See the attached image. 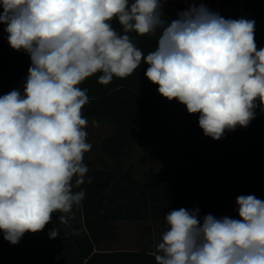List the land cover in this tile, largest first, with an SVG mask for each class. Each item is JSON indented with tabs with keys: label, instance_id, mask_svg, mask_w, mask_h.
<instances>
[{
	"label": "clouds",
	"instance_id": "clouds-1",
	"mask_svg": "<svg viewBox=\"0 0 264 264\" xmlns=\"http://www.w3.org/2000/svg\"><path fill=\"white\" fill-rule=\"evenodd\" d=\"M167 2L0 0L9 46L31 60L23 91L0 96V231L9 243L44 230L57 212L67 224L84 200L74 188L85 183L92 145L82 112L90 98L80 85L93 75L106 86L147 64L144 75L158 93L199 114L214 140L249 126L258 107L264 112V48L257 49L255 21L225 19L193 2L169 22ZM131 33L156 37L157 46L145 55ZM236 204L239 218L168 211L155 264H264V200L241 195Z\"/></svg>",
	"mask_w": 264,
	"mask_h": 264
},
{
	"label": "trees",
	"instance_id": "trees-1",
	"mask_svg": "<svg viewBox=\"0 0 264 264\" xmlns=\"http://www.w3.org/2000/svg\"><path fill=\"white\" fill-rule=\"evenodd\" d=\"M188 0H168L163 5L164 18H177L187 10ZM244 7L264 15V0H245ZM237 18L240 12H237ZM113 26L122 31L115 19ZM147 55L157 46L156 37L130 34ZM257 49L264 48V28L255 29ZM30 56L13 50L0 41V96L11 91L23 73H28ZM141 64L127 78H114L108 85L98 83L99 74L86 79L80 87L88 89L90 103L82 109L89 121H107L113 132L102 141V148L114 163L103 161L102 168L84 159L89 171L81 203L83 222L76 223L68 214L71 231L55 239L48 235L61 213L52 215L44 230L25 233L18 244H11L0 231V264H155L152 251L139 249L100 250L101 241L117 236L121 219L145 220L164 217L172 209L198 208L219 218L221 208L238 215L236 199L255 195L264 200V112L258 107L249 126L226 131L223 138L205 136L199 126V114H189L184 107L186 167L172 171L149 168L143 180L135 175L133 165L126 167L136 141L153 135V119H161L178 103L163 98L144 75ZM171 143L166 147L171 151ZM91 178V183H88ZM64 224V223H63Z\"/></svg>",
	"mask_w": 264,
	"mask_h": 264
},
{
	"label": "rangeland",
	"instance_id": "rangeland-1",
	"mask_svg": "<svg viewBox=\"0 0 264 264\" xmlns=\"http://www.w3.org/2000/svg\"><path fill=\"white\" fill-rule=\"evenodd\" d=\"M195 3L198 7L201 3L206 5L213 12H218L225 19H236L237 12H240L238 17L255 21V29L264 28V15L261 13H253L246 10L244 7L245 0H188L187 10L190 4ZM0 8V12H2ZM5 24L0 23V41L8 42V34L4 31ZM27 63L31 65L30 58ZM28 73H23L11 87V91L19 89L23 91L24 83L26 82ZM88 122L87 139L91 143V150L85 154L84 159L91 160L93 167L102 168L103 161L110 165L114 163V158L111 157L102 148L104 138L113 132V127L107 121H95L96 124ZM154 124L153 135L149 139L136 141L132 157L126 163L134 166L135 175L139 180L144 179L145 172L149 168L162 171H172L175 167H186L187 157L184 154L185 144V126H184V107L183 104L177 103L170 112L161 119H153ZM167 142H170L171 151L166 147ZM210 214L208 211L202 212L199 217ZM76 223L83 222V215L80 205H74L70 213ZM219 216H229L239 218L238 215L228 214L225 208H221ZM118 229L117 236L113 239H107L101 247L110 248H128V249H144L154 250L156 243L160 239L161 233L166 227L164 217H152L145 220H130L121 219L117 221ZM59 228L58 237L65 236L71 231V226L63 223H55L50 227Z\"/></svg>",
	"mask_w": 264,
	"mask_h": 264
},
{
	"label": "crops",
	"instance_id": "crops-1",
	"mask_svg": "<svg viewBox=\"0 0 264 264\" xmlns=\"http://www.w3.org/2000/svg\"><path fill=\"white\" fill-rule=\"evenodd\" d=\"M105 240L101 241L99 245H97V249H100V250H118V249H128V248H110V247H101V244L104 242ZM140 250V249H139ZM142 250V249H141ZM149 251H152L154 252V250H149Z\"/></svg>",
	"mask_w": 264,
	"mask_h": 264
}]
</instances>
